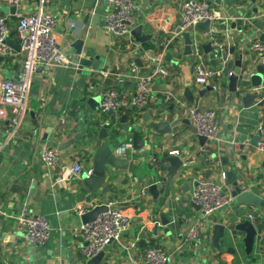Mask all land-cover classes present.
<instances>
[{
	"label": "crops",
	"instance_id": "1",
	"mask_svg": "<svg viewBox=\"0 0 264 264\" xmlns=\"http://www.w3.org/2000/svg\"><path fill=\"white\" fill-rule=\"evenodd\" d=\"M135 1L138 9L133 28L143 26V34L152 36L151 48L143 52L131 36L116 38L103 29L106 9L101 0H68L67 4L51 0L45 8L57 20L55 38L66 63L60 67H38L35 70L31 76L27 113L17 138L0 150V264H84L79 253L80 240L71 232L82 224L81 216L74 211L77 204L85 199L79 191L80 180L69 182L66 189H51L53 172L42 165L40 151L46 146L57 150L60 144L79 137L72 146L59 151L62 164L69 166L80 161L84 168H91L96 151L112 138H115L114 150L121 141L131 142L130 135L121 130L124 126L143 127L140 138L146 143L138 148L144 149L143 154L132 158L129 155L126 159L133 163L132 170H110L107 174L106 184L110 185L111 194L102 197L104 202H112L114 207L125 211L131 221L121 243L110 244L104 249L101 263L129 264L130 260L139 263L143 254L138 247L128 253L122 247L139 241L144 232L147 242L168 252L170 264H192L194 258L190 253H197L200 247L205 253L201 254L197 264H264V249L258 252L261 236L254 241L255 251L251 258L255 262L247 260L239 242L240 236L232 243L226 239L219 252L213 249L209 242L212 229H208L206 240L183 246L184 235L199 218V212L194 210L190 201L192 181L206 179L208 172L210 175L207 178L217 181L224 168L223 159L227 160V170L233 171L243 189L264 193V153L252 144L257 136V122L264 117V107L258 102L261 96H256L248 108L242 102L245 96H254L255 89L264 87V66L255 54L246 50L249 43L259 40L264 33V0H231L235 10L243 13L240 15V33L231 28L233 20L226 14V9L214 5L230 21L227 26L211 24L208 33L197 27L189 32L193 43L190 56L182 54L184 41L175 36L182 0ZM37 8L36 0H23L17 7L0 3V15L7 18L9 38L14 43L18 44L17 18L35 12ZM256 22H261L263 32L254 27ZM225 29L228 30L226 60L233 61L239 53L242 54L241 80L247 83L246 87L238 90L236 98L229 92L221 74L212 78L205 87L194 83V67L198 60L211 70L220 68L218 52L215 50L217 66L213 67L209 54L202 47L212 45L206 34L223 39ZM75 40L83 41L84 56L96 59L95 66L102 68L101 71L88 68L77 73L76 64L67 59L74 53L71 46ZM167 53L172 56L170 62L165 60ZM15 54L11 61L0 60V80L19 77L21 59L18 52ZM159 57H162L161 66L167 71V76L154 81L149 105L143 110L123 109L112 117H102L99 113L100 97L97 93H87V84L99 80L103 71L125 74L129 65L135 64L137 59L141 60L143 71L135 65L140 73L145 74L157 66ZM107 82L103 84L106 88L115 87L112 81L111 85ZM120 88L122 93H130L132 82L126 81ZM186 90L194 99L192 105L185 97ZM200 92H203L202 96H199ZM169 93L175 95L180 103L165 102L164 97ZM195 105L213 109L217 114L221 139L217 167L207 166L199 157L202 146L187 121L188 110ZM7 118V108L0 106V147ZM160 121L170 124L171 134L158 135L147 129L149 122ZM231 142L240 145L248 142L249 145L245 152L235 156ZM174 151L178 152V156L174 157L182 162V167L173 176L166 177L170 164L165 160ZM152 159L165 162L166 168L159 170L151 162ZM161 182L165 184L162 186ZM149 184L157 185V198L145 191ZM139 186L141 194L136 196ZM164 186L166 190L161 195L159 192ZM142 192H145L144 196ZM116 196H119L118 200ZM23 208L29 215H43L48 220L51 237L45 247L26 244L24 231L17 221ZM247 214L255 216L254 224H260L256 219L264 217V213L256 207L241 206L234 200L229 208L211 216V222L231 228L247 220ZM160 215L169 221L168 236L159 227ZM155 227H158L157 236L151 233ZM228 247L233 248V253H226Z\"/></svg>",
	"mask_w": 264,
	"mask_h": 264
},
{
	"label": "built area",
	"instance_id": "2",
	"mask_svg": "<svg viewBox=\"0 0 264 264\" xmlns=\"http://www.w3.org/2000/svg\"><path fill=\"white\" fill-rule=\"evenodd\" d=\"M23 0H0L1 4L17 7ZM51 0H36L37 11L22 15L17 18L16 36L20 46L18 57L21 59V73L18 80H0V106L7 108V124L3 129V143L0 147L14 142L19 133L23 118L27 113L28 98L31 84V76L38 67L51 69L63 66L65 56L55 38V28L57 20L55 16L45 11ZM106 11L103 16V29L116 38L131 36L133 22L137 15L138 6L135 0H101ZM264 16V14H263ZM230 18L225 13L217 9L214 5H209L200 0H182L179 5L180 33L193 31L198 24L209 22L210 24H222L227 26ZM176 33V38L180 37ZM213 48L218 52L220 58V68L209 69L204 62L198 60L194 67V83L200 87H205L215 76L221 74V69L226 60V40L228 30H224V37L206 34ZM9 38V28L7 18L0 15V58L4 61H11L16 54L10 48L6 39ZM170 45V44H169ZM168 46V45H167ZM247 51L257 56L260 64L264 66V43L255 40L246 48ZM162 57L157 58V66L145 74L140 73L139 68L131 63L125 74L103 71L99 80L88 83L87 93H97L100 97L99 113L102 117L108 118L118 114L123 109H145L151 100L152 86L157 78L167 76V71L161 64ZM106 80H111L115 87L106 88L103 84ZM132 82V91L122 93L123 84ZM255 95L261 96L258 102H262L264 107V87L255 89ZM167 103H180V100L173 94L164 97ZM187 121L197 137H204L206 142L202 146L199 157L201 161L210 167L219 165L220 125L217 114L213 109H206L195 105L188 110ZM63 125V120L60 121ZM258 139L255 144L256 150L264 153V117L260 118L256 125ZM248 142L243 145L231 142V149L235 156L245 152ZM120 158L127 159L131 156H138L144 153V149H135L131 142H121L115 150ZM170 156H178V152H170ZM132 158V157H131ZM40 161L42 165L53 172L51 189L67 188V184L80 180L83 175L90 176L91 168H84L80 161H75L69 166H63L61 153L53 147L46 146L40 151ZM151 162L157 168H166V163L152 159ZM165 182H161L163 186ZM145 192H142V196ZM190 201L199 208V218L197 223L189 229L183 237V246H189L196 241L204 230L212 229L211 216L229 208L233 203L229 189L218 180L210 178L195 179L191 184ZM105 205L108 210L100 214L95 221L89 225H79L71 232L75 238L80 240L79 253L81 259L87 260L113 243L120 244L122 236L130 227V216L120 208L114 207L112 202H104L99 195H93L90 199L79 202L74 211L79 216L94 209L97 206ZM114 207L115 209H109ZM255 216L247 214L246 219L255 223ZM19 225L24 231V240L29 246L45 247L51 237V228L48 220L43 215H29L26 209H22L17 218ZM143 257L137 264H170L168 252L161 246L153 245L146 241ZM138 247V240L122 248L128 253ZM129 264H136L130 260Z\"/></svg>",
	"mask_w": 264,
	"mask_h": 264
},
{
	"label": "water",
	"instance_id": "3",
	"mask_svg": "<svg viewBox=\"0 0 264 264\" xmlns=\"http://www.w3.org/2000/svg\"><path fill=\"white\" fill-rule=\"evenodd\" d=\"M56 1V0H54ZM62 4H67L68 0H58ZM204 1L209 5H215L217 7L223 6L224 9H226V14L233 20L231 24V28L236 29L238 33L241 32V24L242 20L240 19V15L243 14L241 12H237L235 8L232 5L231 0H200ZM211 24L209 22L200 23L197 25L198 30L202 32L208 33L210 31ZM254 27L258 28L259 31L263 32V26L261 22H256ZM175 33H180L179 29L177 28ZM131 37L134 39L135 43L140 45V52H143L144 50H149L151 48L150 40L152 39L151 35L143 34V26H138L132 28V31L130 33ZM180 37L184 41V49L182 54L185 56L192 55V46L193 43L191 41L190 33L188 32H182L180 33ZM259 41L261 43H264V33H262L259 37ZM7 45L12 48L15 52H20V46L19 44L14 43L10 38L6 39ZM72 49L74 50V53L71 55H68L67 59L70 63L76 64V70L77 73L80 74L82 71L88 68L97 69V71H101L102 68H98L95 66V60L92 58H86L84 55V52L82 51L83 47V41L82 40H75L72 44ZM206 53L209 54V58L212 60L211 65L213 67L217 66L216 58H217V52L213 48L212 45H207L202 47ZM165 60L167 62L171 61V54L167 53L165 56ZM242 54H238L233 61H227L225 65L221 69V75L223 78H225L228 90L231 92L233 98H236L239 96L238 90L241 88H244L247 86L246 82H243L241 80L242 75ZM1 60V58H0ZM135 64L142 69L143 65L140 59L135 60ZM143 71V69H142ZM144 72H147V70H144ZM19 78H15V80H18ZM108 85H111V80H108ZM209 89V88H207ZM213 90V89H212ZM203 92L199 93V96H202ZM185 97L188 101L189 105H192L194 102L193 97L191 96L189 90L185 91ZM256 99V95L250 96L247 95L244 98H242L243 105L248 108L251 103ZM260 106H262V102L259 103ZM124 121V120H123ZM125 123V121L123 122ZM148 130H153L158 135H165V134H171V126L167 122H149ZM122 132L127 133L130 135V141L134 148L138 149L145 145L146 141L140 138V133L143 131V127H137V126H124L121 128ZM104 132V130H103ZM107 138V134L106 137ZM79 139V137L74 138V140H71L67 143H62L57 147L58 151H63L70 146H72L75 141ZM114 139L112 138L109 140L104 146H102L99 150L96 151V153L93 156L92 159V165L91 170L92 173L90 176L83 175L80 179V186L79 191L80 193L85 197L86 200L90 199L93 195H99L100 197L109 196L110 193V185L107 183V174L109 171H128L132 170L133 163L120 158L116 155V152L114 150ZM117 139V138H116ZM200 145L203 146L206 142L204 137H198ZM258 139V136H255L252 144L255 145L256 141ZM118 141H121L120 138L117 139ZM122 142V141H121ZM120 142V143H121ZM170 164V170L167 173L166 177L173 176L181 167L182 162L178 158H175L174 156L168 157L166 160ZM223 165V171L222 173L217 177V180L224 184L227 188L230 189V194L232 198L235 200V202L238 205L241 206H252L259 209L261 212L264 213V193H254L250 190H245L241 186V184L236 180V177L232 170H227V160H222ZM209 172L207 173L206 178L209 176ZM143 184V182H141ZM141 186V185H140ZM139 186V190L135 192L136 196H139L141 194V187ZM165 186L162 187L160 190V194L163 195L165 193ZM147 193L153 196V198H157V185L149 184L148 187L145 189ZM125 198V196H123ZM119 199V196H116V200ZM192 207L196 212H199V208L193 204H191ZM109 209H115L114 207H111ZM108 208L105 205L97 206L94 209L86 212L83 214L80 219L81 223L83 225H89L95 219L102 213L106 212ZM156 217H153V220H155ZM159 227H162L164 229V234L166 236L169 235L168 226L169 221L165 219L163 215L159 216ZM180 225V223H178ZM195 224V223H194ZM209 230H204L203 234L199 236V238L196 241L191 242V245H195L197 242H202L206 240L208 236ZM158 227L153 228L152 235L157 236ZM241 237L239 242L243 245L244 248V254L247 258V260H251V262H255V259L251 258L253 248H254V241L255 238L258 236L260 237V240L258 242L259 247L258 251L262 252L264 249V223L260 224H253L250 221L242 220L238 224H235L231 228L228 227L226 224H215L211 231V236L209 238V242L213 249H215L217 252L221 250V246L224 245V241L226 239L228 243L234 242L237 240L238 237ZM147 240V236L144 234V232L141 234L139 241H138V248L141 250L142 254L145 248V241ZM227 245V244H226ZM204 249L199 248L197 250V253L193 254L190 253V256L193 259L192 264H197L198 260H201V254L203 255ZM226 253H233V248L228 247L226 250ZM208 255V254H207ZM103 259V253L97 254L95 257L87 260L84 262V264H107V263H101Z\"/></svg>",
	"mask_w": 264,
	"mask_h": 264
},
{
	"label": "trees",
	"instance_id": "4",
	"mask_svg": "<svg viewBox=\"0 0 264 264\" xmlns=\"http://www.w3.org/2000/svg\"><path fill=\"white\" fill-rule=\"evenodd\" d=\"M10 36H11V34H9ZM263 216H264V214H263ZM256 221L257 222H260V223H264V217H258L257 219H256ZM151 243V242H150ZM146 244L147 243H145V246H146ZM217 256H219L218 254H217Z\"/></svg>",
	"mask_w": 264,
	"mask_h": 264
},
{
	"label": "rangeland",
	"instance_id": "5",
	"mask_svg": "<svg viewBox=\"0 0 264 264\" xmlns=\"http://www.w3.org/2000/svg\"><path fill=\"white\" fill-rule=\"evenodd\" d=\"M254 251H255V249L253 248V252H252V255H253ZM258 252H259V251H258ZM259 253H260V252H259Z\"/></svg>",
	"mask_w": 264,
	"mask_h": 264
}]
</instances>
